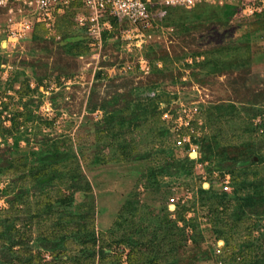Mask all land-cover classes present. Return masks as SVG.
Here are the masks:
<instances>
[{"label": "rangeland", "instance_id": "obj_1", "mask_svg": "<svg viewBox=\"0 0 264 264\" xmlns=\"http://www.w3.org/2000/svg\"><path fill=\"white\" fill-rule=\"evenodd\" d=\"M8 8L0 7V126L8 130L0 136V212L8 207L2 190L13 185L18 175L11 179L10 171L4 170L7 162L14 161L12 165L17 167L16 161L26 158V167L36 165L45 153L40 157L33 153L54 146L68 162L52 167V174L34 185L17 183L10 189L28 192L31 202L42 193L52 196L58 188V202L69 198L60 204L54 202L46 221L33 218L27 245L31 256L40 264L54 259L73 264L75 258L88 256L90 249L82 245L89 242L92 232L94 252L96 257L104 256V264H127L129 248L124 234H130L140 250L156 256L160 264H222L214 261L219 252L233 253L215 238L209 203H222L228 214H222V207L218 212L228 221L239 215L249 224L260 225L251 236L263 233L264 238L261 215L242 208L231 185L229 192L221 190L225 175L229 182L238 172L250 179V171L242 169L250 168L256 157L244 155L253 152L247 140L253 144L251 138L258 134L249 138L248 134L257 126L264 133V100L252 105L264 90V0L167 8L160 20L141 30L138 47H127L121 41L119 29L126 24L115 23L113 31L102 34L99 52L86 48V36L73 24L72 10L57 19L49 31L34 27L19 44L7 41ZM120 96L132 104L137 99L145 104L153 96L161 99L157 110L163 125L157 129L150 120L146 127L150 131H143L146 142L139 144L137 131L130 134L134 129L130 125L118 140L100 130L105 115L117 111L115 103ZM102 99L113 106L111 110L108 105L107 114L97 107ZM123 110L119 108L120 116ZM192 123L199 126L195 130L199 141L218 129H225L231 137L239 129L243 134L236 141L234 138L236 146L219 144L209 150L203 139L199 155L195 147L188 152V148L174 146L176 131ZM95 127L100 130L102 144L93 137ZM157 130L165 134L161 148L165 152L151 158L159 147L155 139L151 141ZM125 143L135 145L136 150L122 152ZM167 150L173 154V162ZM185 157L194 161L191 168L182 164ZM53 173L62 174L60 182L56 177L51 179ZM242 184L245 187L239 196L244 198L251 187ZM202 189L223 197L209 195L208 199L198 193ZM170 197L174 198V213L167 208ZM40 203L28 206L31 217L38 207L44 209ZM21 215L20 222L27 223V214ZM178 216L185 221L177 223L184 232L182 236L172 233V237L168 222ZM181 240L184 245L178 243ZM217 241L222 247L215 251ZM177 249V255L171 254ZM7 256L0 250V262Z\"/></svg>", "mask_w": 264, "mask_h": 264}, {"label": "trees", "instance_id": "obj_2", "mask_svg": "<svg viewBox=\"0 0 264 264\" xmlns=\"http://www.w3.org/2000/svg\"><path fill=\"white\" fill-rule=\"evenodd\" d=\"M78 4V3H76ZM185 9V8H183ZM71 10L73 12V5L71 7ZM36 28H40L44 30L39 25L35 26ZM248 51V49H247ZM238 56V55H237ZM240 55L238 57L241 58ZM261 92L264 93V90ZM260 93L259 96L255 97L252 101V105H256L257 102L264 100V94ZM93 98L94 95L92 96ZM115 100V98H114ZM122 100H125L124 103H121ZM141 99H137L134 104L131 103L130 100L126 99L123 96H120L118 101L115 103V106L117 108V111L112 110L113 106L108 104V102L105 101V99H102L100 103L97 104V107L102 110L104 113L107 114V107L109 105L110 109L112 110L111 114H108L107 116L105 115V118L103 120L102 125H100V130L102 129L105 133H107L110 138H115L117 136V140L121 136V134H124L126 126H132L134 129L130 131V134L133 135V132L137 131V136L139 137V144H141V141L146 142L147 140V135H145V132L143 134V131L146 130V133H148L150 130H148L150 124L148 123L151 120V124H154L156 128L158 129L160 125L162 124V121L160 120V112L157 107L158 103L161 101L160 98L153 96V98L146 100L145 104L141 102ZM96 107V106H95ZM124 109L122 111V114L118 113L119 108ZM94 109V106H92L91 111ZM119 115V116H118ZM140 122L143 124L140 126ZM230 122V121H229ZM116 124V125H115ZM192 126H187L184 129H180L179 131H176V139L174 140V146L179 147L182 146L187 151L189 150V145H193L197 147L198 153H199V145L201 144V141L203 142V139L205 140L207 147L206 150H209L212 146H218L223 145V146H228L235 144L233 141L236 137H241L243 134V130L239 129L240 131L235 132V136L231 137L229 136L228 132L225 129H218L216 134L212 135H207L204 136L203 139L201 140H196L195 137V130L199 127H197L196 124L192 123ZM98 126V124H96ZM115 125V127H113ZM227 123L224 121L223 126H226ZM140 128L138 129L137 127ZM148 127V128H146ZM193 131H192V130ZM201 129V127H200ZM95 130H97L94 134V138L97 142L99 143H104L102 142V139L98 136L100 133L99 128L95 127ZM148 130V131H147ZM160 131H165L162 129H159ZM201 131V130H200ZM183 132V134L181 133ZM5 133H8V130L0 126V136L2 137ZM116 133V134H115ZM181 133V134H180ZM185 133V134H184ZM254 133H257L258 136L254 139L255 141H259V143H254L251 144L249 142V139L247 140L248 142V148L251 149L253 152H247L245 154V157H251L255 156L256 161H251L250 168H244L242 169L243 171H250L251 177H244V174L241 172H238L236 174H232L231 176V181L230 185L232 188V193L233 197H239V205L244 206L242 208L247 209L249 208L251 213L254 214H260L262 222L264 223V182H262V178L264 177V133L262 132L260 127H256L253 131L249 132L248 138L255 135ZM260 133V134H259ZM153 139L151 141H156L159 147L158 150L150 154V157H156L159 156L160 153H164V149L162 150L161 148L165 144V134H162L158 130L155 131L153 135ZM182 137H188V143H182L181 139ZM132 139V138H131ZM130 139V140H131ZM116 139H114L115 141ZM133 140V139H132ZM16 142V138H15ZM100 144V145H101ZM124 144V143H123ZM134 144V143H133ZM149 144V143H148ZM179 146H178V145ZM150 146H153V143L150 142ZM261 146L260 148H257ZM121 151L125 153V150H136L135 145L132 144H126L121 147ZM133 151V153H134ZM45 153V157L43 159H40L38 162H36V165L32 163V165H29L26 167L27 159L22 158L21 160L16 161L17 162V167H14L12 164L14 161H9L6 163V166L4 167V170L10 171V177L11 179L17 175L16 182L14 184H9L6 185L5 188H3L2 193H4V196L6 197V202H7V209H4L0 212V250L3 251L4 253L7 252L10 256H7L3 262H0V264H10L9 259H12L15 261L16 264H40L38 261V258H35L31 256L29 253V250L27 249V245L29 243V236H30V225L32 224V220L34 218L35 221L39 222V220H47L48 215L51 214L52 210L51 205L55 203H62L63 201L66 202L69 200V198H62L60 202H58L60 198V193H59V188L55 189L53 191V195L50 196L48 193H42L41 196L36 197L38 200H33L32 202L29 201V196L28 192H13V190H10L15 184L19 183V185H24L25 183L29 184V182L34 185L36 182H39L40 180L45 179L49 174H52V167L62 165L67 162V157L63 156L64 153L61 152L58 147H51L48 150H39V152L33 153L35 157H40ZM123 153V154H124ZM167 155L169 156L168 158L173 162V154H171L170 150L166 151ZM200 155V153H199ZM74 157V156H73ZM184 164H188L191 168L192 164H194L193 160H188L187 157L184 158ZM190 162H187V160ZM200 159V158H199ZM153 160V159H152ZM155 161V159H154ZM68 165V162H67ZM181 168H183L182 165H180ZM75 170V168H74ZM79 171V168L77 167L76 169ZM72 173V171H69ZM2 173L6 174L5 171ZM243 174V176H241ZM59 179V182L62 179V174L61 173H53V178ZM73 177V176H72ZM243 177V178H242ZM242 178V181H238ZM243 179H249L248 181H244ZM230 180V179H229ZM241 183V185H240ZM247 184L246 186L251 187V192L245 194L242 198L239 196V194L242 192V187H245L244 184ZM30 185V184H29ZM198 193L204 194L207 196L209 199V195H213V198H222L223 195L219 194L216 195V192L211 189L207 190H199ZM52 197L55 199L52 201ZM40 202H43L44 204V209H35V213H33L32 217L30 216V212L28 210V206L35 204L38 206L39 204H42ZM222 207V214L227 216V209L224 207V205L221 203L219 206L216 203H209L208 204V210L211 216V225L213 228H216V240H222L224 242V249L227 252H231L230 256L227 254H224L223 251L219 252L221 253L218 255V257L214 261H221L222 264H264L262 260H264V238H262L263 233H260L259 236L256 238H252V233L253 231H258L260 230L259 227L260 225L254 223V224H249L246 222L245 219H242L239 215L237 216L238 218H235L233 220H227L221 217V213L218 212V208ZM40 210V211H39ZM47 211V213H46ZM175 211V208H174ZM173 211V213H174ZM238 211L241 213V209L238 208ZM22 213H26L28 218V222H24L23 224L20 222L22 219L20 216H22ZM38 213H43L45 214L43 217L38 216ZM168 212L165 215V218L168 216ZM178 222L185 223V221L182 219V217H177L176 219H173L168 222L170 228L172 230L168 231V234H171L173 237V234L177 233H182L181 236L183 235L184 232V227L182 226L179 227L177 225ZM18 224L19 226H16ZM27 225V226H26ZM264 227V224L262 225ZM26 229V230H25ZM141 229V226L138 228V230ZM21 230H23L21 232ZM86 230V229H85ZM137 230L132 231V234H135ZM87 233V232H86ZM88 234V233H87ZM92 232L88 236L89 238V244L85 243L82 246L83 247H88L90 250L87 253L88 256H83V257H77L73 260V264H104L105 263V258L104 256H98L97 252H94V243L95 240H93ZM49 236V235H48ZM241 236V237H240ZM45 238L47 236H44ZM123 237H125V242L124 239L122 241L127 245L129 248V251L127 253V264H160L159 262L156 261V256H152L151 253L149 254L145 249L140 250V244L136 243L135 240L131 238V235L124 234ZM48 241V239H47ZM255 241V242H253ZM250 242V243H248ZM253 242V243H252ZM257 242V244H255ZM180 244H185V241L181 240V242L178 241ZM183 244V245H184ZM245 244V245H241ZM261 244V245H260ZM172 245V242H171ZM181 247V245H180ZM239 247H245L242 250H239L237 253H234L236 248ZM257 247V248H256ZM13 248H16L14 250ZM177 251L173 250L171 254L177 255ZM53 253V250L51 251ZM217 253V254H219ZM260 254V255H257ZM54 257V254H52ZM238 259V260H237ZM56 259L46 262L45 264H62V261H57L55 262ZM220 264V263H219Z\"/></svg>", "mask_w": 264, "mask_h": 264}, {"label": "built area", "instance_id": "obj_3", "mask_svg": "<svg viewBox=\"0 0 264 264\" xmlns=\"http://www.w3.org/2000/svg\"><path fill=\"white\" fill-rule=\"evenodd\" d=\"M250 0H7L0 7L9 6L10 17L6 25V40L19 44L25 39L29 31L39 25L49 31L57 19L71 10L73 5L72 22L75 27L84 33L86 48L99 52L104 32L113 31L114 24H126L120 27L121 41L126 46H136L142 43L141 30L150 28L153 21L160 20L167 8L179 6L190 9L199 4H218L222 2L244 4ZM254 0H252L253 2ZM77 2V5H74ZM14 9V10H13ZM253 10L250 9V13ZM30 31V32H31ZM139 43V44H136ZM180 120V119H178ZM181 142L188 143V137H182ZM178 145V144H177ZM179 146V145H178ZM180 147V146H179ZM193 145H189V151ZM197 149V147H195ZM199 154V153H198ZM195 156L194 158H196ZM199 157V156H198ZM229 177L225 175L221 190L230 191ZM167 208L174 211V198L168 199ZM220 242V241H219ZM216 243L215 251L222 247Z\"/></svg>", "mask_w": 264, "mask_h": 264}, {"label": "clouds", "instance_id": "obj_4", "mask_svg": "<svg viewBox=\"0 0 264 264\" xmlns=\"http://www.w3.org/2000/svg\"><path fill=\"white\" fill-rule=\"evenodd\" d=\"M7 3V0H0V5H4Z\"/></svg>", "mask_w": 264, "mask_h": 264}]
</instances>
